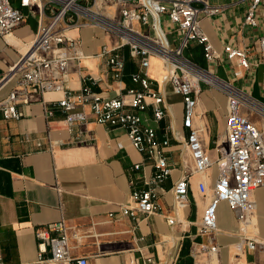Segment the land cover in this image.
<instances>
[{
	"label": "crops",
	"instance_id": "crops-1",
	"mask_svg": "<svg viewBox=\"0 0 264 264\" xmlns=\"http://www.w3.org/2000/svg\"><path fill=\"white\" fill-rule=\"evenodd\" d=\"M205 1L222 8L201 22L222 58L208 62L203 48L196 44L185 49V57L264 103L263 12L256 13L257 26H251L246 23L250 0ZM12 2L19 6L20 0ZM113 4L105 10L117 15L120 6ZM23 13L24 21L12 35L0 36V102L8 98L19 77L4 80L5 75L35 39L40 21L48 22L51 16L47 9L41 15L36 4ZM134 27L148 31L138 23ZM70 34L80 40L83 58L69 63L68 89L80 91L84 77L97 81L93 89L104 98L141 89L132 80V75L142 70L140 59L131 55L128 46L119 51L125 61L120 80L100 56L105 45L118 44L117 37L91 26L74 27ZM227 45L248 51L251 67L227 61L223 56ZM148 74L152 87L164 97L166 114L156 121L150 104L141 116L145 124L156 129L159 141L169 140L165 153L172 173L158 196L160 212L147 217L131 216V195L148 188L154 163L130 144L125 129L94 121L70 129L59 109L47 118L45 108L62 99L61 92L33 93L29 103L18 105L22 113L18 120L4 119L0 110V264H53L48 261L49 247L40 260L36 229L57 221L69 227L72 256L86 257L89 264H146L149 259L154 264H264L263 253L249 251L241 242L237 219L225 202L218 207L219 253L203 249L208 239L200 234V224L210 197L202 192L201 184L212 193L218 169L213 166L206 174L194 172L185 145L190 130L184 125L182 97L170 83L163 82L165 67L160 59L151 58ZM242 112L248 115L247 110ZM226 116V96L201 84L193 128L213 159L218 157L217 144L226 142ZM136 164H142L141 169L133 170ZM186 174L190 175L188 201L179 206L172 189ZM256 201L257 230L264 238V188L256 191ZM168 218L175 223L170 224Z\"/></svg>",
	"mask_w": 264,
	"mask_h": 264
},
{
	"label": "built area",
	"instance_id": "built-area-1",
	"mask_svg": "<svg viewBox=\"0 0 264 264\" xmlns=\"http://www.w3.org/2000/svg\"><path fill=\"white\" fill-rule=\"evenodd\" d=\"M45 1L20 0L19 6H16L12 0H0V36L3 38L12 35L23 23V9L36 4L42 11L41 15L46 13V9L51 13L48 22L40 21L35 39L4 77L5 80L19 76L8 98L0 102L4 119H20L22 113L18 105L29 103L33 93L61 92L63 98L45 108L47 118L59 109L70 129L75 124L90 121L125 129L130 144L152 160L155 168L147 183L148 188L133 191L134 207L130 209V214L147 217L159 213L158 196L163 191V183L172 173L165 153L169 140L159 141L156 129L144 123L141 113L151 104L156 121L162 120L166 114L164 97L152 87L148 74L151 58L160 59L165 67L163 82L170 83L184 103V125L190 130L185 145L192 157L194 172L206 174L213 166L218 169L212 193L205 184H201L202 192L210 197L200 224V234L208 239L203 249L214 255L219 253L218 207L225 202L235 214L241 242L247 250L264 254V238L256 230V191L264 188V103L233 83L221 81L184 55L189 45L196 44L203 48L208 62L221 60V53L203 31L201 22L204 18L217 15L222 8L205 0H114L120 6L116 15L93 10L97 0H87L86 6L79 4V0ZM258 11L264 15V0H250L246 16L248 25L257 26ZM136 23L147 26L148 31L138 30L134 27ZM84 26L100 28L119 39L115 46L105 45L100 53L107 60L115 79L120 80L125 69V61L119 52L123 47L128 46L131 55L140 59L142 70L133 74L132 80L141 89L128 90L126 96L130 100L125 95L102 97L93 89L97 81L91 77H84L85 84L78 92L67 88L69 63L83 58L81 42L72 37L70 31ZM261 46L264 48V39ZM223 56L229 62L237 61L242 68L251 67L246 50L227 45ZM203 83L215 85L227 97L226 142L217 144L216 159L204 149L199 131L193 128L198 94ZM242 110H247L248 115ZM253 116L258 120L254 121ZM118 146L123 148L121 143ZM141 167L142 164H136L133 170ZM189 185L190 175L187 174L176 182L172 192L177 205L188 201ZM168 222L174 224L175 219L168 218ZM36 236L40 242L41 261L49 247L51 257L48 261L53 264H89L86 257L72 256L69 227L64 221L36 229ZM146 264L154 262L149 259Z\"/></svg>",
	"mask_w": 264,
	"mask_h": 264
},
{
	"label": "rangeland",
	"instance_id": "rangeland-1",
	"mask_svg": "<svg viewBox=\"0 0 264 264\" xmlns=\"http://www.w3.org/2000/svg\"><path fill=\"white\" fill-rule=\"evenodd\" d=\"M91 0H89V2H90ZM78 3L79 4H81V5H84V6H86L87 5V0H79L78 1ZM114 2L112 1V0H97V5L96 6H94L93 7V10H95V11H100V12H104L105 14H107L105 11V7L106 6H108V5H111V8L114 6V4H113ZM104 10V11H103ZM216 77H218L217 75H216ZM221 81H228V80H225V79H222V78H220V77H218ZM229 82V81H228ZM204 84V83H203ZM206 85V84H205ZM207 86H209V87H212L213 89H216V90H218L216 87H214V86H211V85H207ZM224 94V93H223ZM225 96H226V94H224ZM227 98V97H226ZM258 214V213H257ZM257 230V229H256ZM258 231V230H257ZM263 234H264V232H263Z\"/></svg>",
	"mask_w": 264,
	"mask_h": 264
}]
</instances>
